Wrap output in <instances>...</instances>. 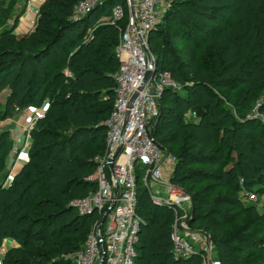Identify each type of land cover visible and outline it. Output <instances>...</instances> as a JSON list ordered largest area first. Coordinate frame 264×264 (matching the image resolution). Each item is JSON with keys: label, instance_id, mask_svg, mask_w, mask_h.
I'll list each match as a JSON object with an SVG mask.
<instances>
[{"label": "trees", "instance_id": "obj_1", "mask_svg": "<svg viewBox=\"0 0 264 264\" xmlns=\"http://www.w3.org/2000/svg\"><path fill=\"white\" fill-rule=\"evenodd\" d=\"M79 1L46 0L34 31L19 39L15 30L23 9L12 29L0 35V76L7 72L9 62L13 68L16 61L21 62L17 81L7 83L10 93L0 121L15 107L41 108L51 94L46 117L32 132L27 163L12 185L3 187L8 173L0 183V249L7 239L17 243L3 264H25L28 259L39 264L48 258L53 241L39 234L61 215L75 211L69 205L72 200L95 190L87 179L96 169L95 158L106 152L105 134L114 103L110 107L111 101L102 100L104 92L111 90L108 83L114 73L113 61L119 71V42L110 32L117 28L104 27L103 34L81 45L67 61L61 56L46 66L38 63L54 54L77 22L71 17ZM170 1L167 18L177 21L160 26L166 30L154 38L160 47L151 43V33L150 49L159 71H169L175 81L186 80L192 87L186 89L188 95L182 100L171 99L168 109L162 108L163 101L175 90L166 91L152 135L176 156L172 181L192 198L193 227L211 236L216 258L222 264H264V210L260 212L256 204L245 205L240 184L243 180L248 193H255V185L264 188V125L245 120L252 101L264 95V0ZM112 6V2L107 3L83 20L100 12L109 16ZM31 62L34 65L26 74ZM7 84L1 83L0 90ZM216 91L242 110L241 121L231 118ZM194 106L204 109L199 125L184 121L187 109ZM256 123L263 129L253 128ZM12 144L9 132L4 131L0 172L8 167L7 148ZM148 195L140 191L139 214L144 224L137 264H204L201 255L187 261L173 259V212L152 203L148 206ZM47 209L55 211L46 214ZM159 209L169 212L161 216ZM77 221L90 230L91 219L78 215ZM61 239L55 237L54 241L58 244ZM83 246L79 243L78 251Z\"/></svg>", "mask_w": 264, "mask_h": 264}, {"label": "built area", "instance_id": "obj_2", "mask_svg": "<svg viewBox=\"0 0 264 264\" xmlns=\"http://www.w3.org/2000/svg\"><path fill=\"white\" fill-rule=\"evenodd\" d=\"M113 3L110 18L120 31L116 49L119 71L116 76L115 101L107 122L106 152L95 158L96 169L87 179L95 186L86 197L72 204L81 217L91 219L83 248L75 264H137L143 219L139 214L140 191L148 192L152 203L175 214L187 211L191 197L173 185L176 160L152 135V123L159 116L160 103L168 89L177 83L169 71H159L150 49V36L160 24L169 0H80L74 7L72 21H79L97 8ZM169 2V3H168ZM41 4L28 0L22 20L34 28ZM152 76L148 77V74ZM259 104L247 118L264 125V110ZM32 116L22 123L30 136L37 123L46 117L45 108L29 110ZM22 149L15 147L14 156ZM14 158V157H13ZM11 176L14 174L11 171ZM11 176L6 180L9 186ZM243 199L256 204L257 195L244 189ZM186 218L187 215H184ZM176 220L170 235L175 261H187L201 255L204 264H222L206 234H195ZM206 237V238H205Z\"/></svg>", "mask_w": 264, "mask_h": 264}, {"label": "rangeland", "instance_id": "obj_3", "mask_svg": "<svg viewBox=\"0 0 264 264\" xmlns=\"http://www.w3.org/2000/svg\"><path fill=\"white\" fill-rule=\"evenodd\" d=\"M27 2H28V0H0V35H3V33H6L7 31L12 29V26L14 25L15 18L23 13L22 12L23 9H26V7H27ZM169 2H170V0H169ZM171 7H172V3H171V6L168 7L164 11L159 26L153 32V35L151 38V43H153L154 46H156V47H160L161 44L158 43L157 40L155 41L154 38H157L156 36H159L160 33H165V31H166L165 28L161 29V27H163L164 25L167 27L168 23H170V24L173 23V22H171L173 19H175L177 21V18H175V17L169 16L167 18V15H168ZM93 12H91L90 14H92ZM90 14H88V15H90ZM88 15H86V16H88ZM21 21H20V24H21ZM106 26L115 27L112 24V20H111L110 16H108L107 14H104L103 12L96 13L93 16L88 17L86 20H83V18H82L81 20L77 21L72 26L70 31L65 33V36L63 37L61 42L56 47L54 54L49 56L46 60H39L38 63H40L43 66H46V65H48V63L57 62L61 56H63L64 60L67 61L68 58L70 57V55L74 51H76V49H78L81 45H86L91 39L94 38L95 35L103 34L104 33L103 28ZM35 27L34 28L30 27L32 32L34 31ZM160 30L162 32H160ZM32 32H30V34ZM110 32L112 33L114 39H116L117 42H120V36H121L120 31L117 29V31L111 30ZM101 37H102V35H101ZM20 38L21 37H19V39ZM7 39H9V38H7ZM100 39L101 38H99L97 40V42H96L97 45L100 42ZM180 58H182V56H180ZM11 60L12 59L10 58L9 61H11ZM11 63L12 62H9L7 64V66L5 67V69H7L6 70L7 72L6 73L4 72L2 74V76H0V84L1 83H6V84L10 83L13 85L14 82L17 81V77L19 76V72H20L19 67H20L21 62L16 61V66L14 68L11 66ZM32 65H34L33 62L28 64L26 74H28L30 72ZM113 66H114L113 67L114 73L112 74L111 82L108 83L111 90L104 92V95H106L105 96L106 98L104 97L105 99L103 98V100H102L105 103H107L108 101L109 102L111 101L110 107L112 106V104L115 101V97H114L115 87H116L115 84H116V76L118 74V67L114 61H113ZM17 68H18V70H16ZM13 70H16V71L12 72ZM10 73H11V75H9ZM69 75H71V72H69ZM176 83H177V88L174 91V94L171 97H168L163 101L162 105H164V107H162V108L168 109V108L172 107V105L169 103L171 101V99H174V101H176V102H178L179 100H182L184 98V96L188 95L189 90H186V89L187 88L189 89L192 87V84L190 82H187L186 80H179V81L176 80ZM10 84H7L6 88H4L3 90L2 89L0 90V114L3 113V111L5 109L4 103L8 97L7 95L10 93V88H9ZM41 86L43 89L45 88L44 85L41 84ZM41 93H42V91H41ZM215 94H217L219 99H221L223 101L224 107H226V109L228 111H231V114H230V115H232L231 118H233L234 120H237V121H241V119H242L241 111L242 110H239L237 108V106H235L234 101L232 103L231 102L229 103V101L226 98V95H223L220 91H216ZM206 95H208V94L206 93ZM50 96H51V94L47 95L46 100L44 101L41 108H39V109L46 108V107L49 108ZM207 97H209V96H207ZM39 98L40 97L37 98V101ZM259 104H262L261 109L264 110V95H260L259 97H256L255 100L252 101V104L248 107V109H249L248 113L251 115L255 111L256 107ZM15 108L16 109L13 112H9L8 118L6 120L0 121V138H1V135L4 131H7V132L9 131L10 139L12 140L13 143H14V138L12 137V135L14 133L13 130L16 128L17 119L19 117V116L17 117V115L19 113H21V111H23V109H18V107H15ZM32 108H34V107H32ZM10 109H12V108H10ZM203 113H204V109L200 106H194L192 108L190 107L187 109L186 118L184 121L188 124L190 123L193 125H199L202 122ZM249 114L246 116L245 120H248L247 118L250 116ZM109 119H110V117H109ZM248 121H251V120H248ZM157 123H158V117L152 123V129H154V126L156 127ZM167 124H168V122H167ZM228 125H231V124H228ZM166 126H168V125H166ZM253 128L263 129V127H261L257 123L253 125ZM244 133H249V132H244ZM17 134H18V132H17ZM17 134H15V135H17ZM105 135H107V133ZM8 137H9V135H8ZM215 141L219 142V138H216ZM32 144H33V141H32ZM14 147H15L14 144H12V146L7 148V150H8L7 163H8V161H9V163H11V162H13L14 159H16V156H14V154H13ZM9 148H10V150H9ZM225 151H226V149L224 150L223 153H225ZM10 154H13V156L15 158H9ZM171 156H172V158H174L176 160V163H177L176 156L173 154H171ZM9 163H8V165H9ZM175 168H176V166H175ZM196 168H198V167H196ZM202 168H204V167H202ZM6 170L3 172H0V183L2 182V177L5 175V173H8L10 168L7 167ZM172 171L175 172V169L170 170V172H172ZM167 178H169V180L172 181L173 176L171 174H169V175H167ZM3 182H4L3 186L6 185V179H5V181L3 180ZM172 183L176 187H179L173 181H172ZM252 192H255L257 195V198H258V201L256 203L257 209L260 212H263V210H264V188H260L258 185H255ZM255 193H252V194H255ZM77 200H79V199L77 198V199L72 200L69 203V205L74 204ZM151 203H152V201L149 197L148 206H149V204L151 205ZM245 205H247L246 202H245ZM153 206H154V204H153ZM161 208H165V207H161ZM53 211H55V210H48L47 209V210H45V213L49 214V213H52ZM193 211H194V206H193V200L191 198V203L188 206L187 211L181 212L178 215L172 211L173 216H174L172 218V221L177 220L179 225L182 224L183 221H187L184 223V225L189 226L191 231H193L195 234H205L202 232V229L200 227H193V224H192L193 215H194ZM158 212L160 213L161 216H163V215L168 214L169 211L167 209L166 210L165 209H159ZM184 215H187V217L185 218ZM77 216L78 215L76 214L75 211L74 212L72 211L71 213H68V214L61 215L57 221H53L52 225L50 226V228L48 230L43 231L42 232L43 234H39L40 237H42V238L46 237V238H48V240L53 241L51 243L53 246L52 252H50V255L48 256V258L42 260L39 264H69V263L75 264V256L78 253V244L80 243L81 247L84 245L85 236H86L87 232L89 231V226L88 227H86V226L81 227L82 224H80L77 221ZM63 233H65V234H63ZM60 236H62V239H61L62 241L58 244L55 243V241H54L55 237H60ZM206 237H205L206 240H208V239L211 240L210 235L206 234ZM75 249H76V253H73L72 251ZM214 249H215V247H214ZM3 262H4V259L1 261V264H3ZM25 264H37V263L34 260L28 259L25 261Z\"/></svg>", "mask_w": 264, "mask_h": 264}, {"label": "crops", "instance_id": "obj_4", "mask_svg": "<svg viewBox=\"0 0 264 264\" xmlns=\"http://www.w3.org/2000/svg\"><path fill=\"white\" fill-rule=\"evenodd\" d=\"M32 1L35 4L43 5L46 0H40V1L39 0H32ZM21 20H22V18L20 19V21ZM20 21H19V24H18V26H17V28L15 30V34L18 37H22V36L30 34V32H32V30L29 27V25H27L24 22V20H22L21 24H20ZM31 109H32V107L24 108L23 111H21V113H19L17 115V117L18 116L19 117L17 119L16 128L13 130L14 133H13L12 137L14 138V143H13L14 146L15 147H20L22 149V152H21L20 156L18 157L17 161H14V160L17 159V156H16V159L13 160V162L9 163V161H8V163H9L8 168H10V170L8 171V175L6 177V180L11 176V174H10L11 171L13 170V172H14V174H12L11 179H10V183H11L10 185L13 184L17 173L19 171H21V169L23 168V166L27 163V161L29 159V154H30V150H31V147H32V141H33L32 133H31L30 136H28L24 132L21 124L22 123H26V121L32 116V114L29 111ZM45 110L47 112L48 111V107H46ZM17 132H18V134H17ZM15 134H17V135H15ZM9 156H10L9 158H13L14 157L13 154H10ZM16 246H17V243L14 240H12V239L5 240L3 246L0 249V264H1V261L5 258L6 254L10 251V249H12L13 247H16Z\"/></svg>", "mask_w": 264, "mask_h": 264}, {"label": "water", "instance_id": "obj_5", "mask_svg": "<svg viewBox=\"0 0 264 264\" xmlns=\"http://www.w3.org/2000/svg\"><path fill=\"white\" fill-rule=\"evenodd\" d=\"M151 76H152V73H149L147 78H149V77H151Z\"/></svg>", "mask_w": 264, "mask_h": 264}]
</instances>
